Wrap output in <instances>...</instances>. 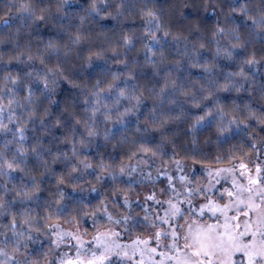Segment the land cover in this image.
<instances>
[{
	"label": "clouds",
	"instance_id": "obj_1",
	"mask_svg": "<svg viewBox=\"0 0 264 264\" xmlns=\"http://www.w3.org/2000/svg\"><path fill=\"white\" fill-rule=\"evenodd\" d=\"M152 5H156V18L142 14V9ZM189 6L209 13L210 22L203 18L190 21L183 12ZM165 29L167 37L163 36ZM153 33L159 34L156 41ZM237 40L257 54L255 62L244 65L248 79L232 78L234 87L224 92L232 93L231 98L212 88L213 95L204 99L209 78L223 80L233 71L235 56L242 51H233ZM160 45L166 54L163 58L153 57L158 70L153 71L145 62L147 47ZM170 56L175 58L170 60ZM205 61L210 65L207 72L198 66ZM169 69L184 91L170 85L161 101L153 85ZM192 69L202 71L194 77ZM128 73L135 78L130 79ZM13 76L17 77L15 84ZM253 79L264 80V0H0V124L5 126L0 129V158L6 154L20 165L10 174L6 168L0 169V204L11 202L30 212L29 223H21L17 216L13 228L5 222L6 213L0 207V264H58L65 252L71 250L74 254L71 238L66 236L56 246L52 243L54 229L47 227L48 213L55 214L58 191L65 193L63 206L70 212L59 221L61 227L86 240L97 226L124 232L140 225L151 231L155 206H149L145 213L146 202L134 185L143 189L149 183L145 179L147 172L158 181L165 160L166 171L175 173L172 160L180 159L188 175H194L193 157L212 159L219 155L227 161L250 150L251 155L245 156L249 163L256 160L257 151L264 161V136L253 131L259 125L248 115L249 107L257 113L264 112V95L248 93L247 84ZM44 80L48 88L41 91ZM97 80L101 85L112 82L125 87L127 95L121 97L115 88L110 92L105 89L104 98L97 104ZM24 87L31 88V97L22 91ZM133 96L140 98L139 103ZM215 99L226 106L225 124L235 115L239 125L234 124L232 131L219 136L217 109L213 108V116L204 123L197 124L192 119ZM93 107L98 109L95 118L91 114ZM181 110L185 115H180ZM106 113L110 118L105 119ZM74 117H79V124ZM17 126L24 128L26 140L18 139ZM89 127L94 135H88ZM117 132L122 135H115ZM81 136L87 143L77 145L79 158L90 157L92 167L77 164L73 173L68 165L76 163L77 157L69 152L67 161L63 157L54 160L53 154L68 149L65 137L78 140ZM139 136H148L157 145L156 155L142 157L137 153L131 160L124 159L125 175H120L118 163L107 172L98 171L97 162L117 160L114 154L118 150L127 157L136 149ZM40 139L43 143H37L36 153L29 150L20 155L18 144L28 147ZM250 140L255 141V146ZM45 161L53 172L44 167ZM57 164L65 172L59 184L53 167ZM133 166L135 172L131 171ZM73 175L74 185L70 183ZM35 182L40 183V189L34 198L22 200L15 196L16 191L23 192L25 186ZM107 182L110 185L105 187ZM126 183L132 187H126ZM73 186L76 191L69 192ZM93 187L95 192L91 191ZM42 192L48 196L42 198ZM92 193L102 198V203H93ZM81 200L84 204L79 203ZM87 222L91 228L85 232Z\"/></svg>",
	"mask_w": 264,
	"mask_h": 264
},
{
	"label": "snow or ice",
	"instance_id": "obj_2",
	"mask_svg": "<svg viewBox=\"0 0 264 264\" xmlns=\"http://www.w3.org/2000/svg\"><path fill=\"white\" fill-rule=\"evenodd\" d=\"M156 5H152L142 9V14L156 18L157 12L154 11ZM219 31H223L218 27ZM146 32L149 29H145ZM153 40L156 41L158 33H153ZM169 32L164 30L163 36L167 37ZM203 47V45H201ZM241 49L235 56V67L229 76L223 80L208 79L207 95L204 99H208L213 95L212 88L217 93L227 92L231 87H234L235 81L233 77H240L246 81L248 73H246L244 65H251L257 60L255 51H249L244 42L237 40L233 44V51ZM218 51H220L218 49ZM148 55L145 58L147 65L151 66L153 71H158L156 68L155 56L163 58L165 56V48L160 45L157 48L147 47ZM231 55V53H229ZM199 59V57H198ZM178 63V62H177ZM205 72L209 71L210 65L205 61L199 64ZM159 74V73H158ZM130 79L135 77L132 73H128ZM15 84L17 77H11ZM177 79L173 78L171 69L164 71L161 79L156 81L153 87L159 90L161 101L165 94L168 93L169 86L179 87L184 91L183 84L177 85ZM97 91L95 103H99L103 97L105 89L109 92L116 89L121 97L127 95L125 87H120L116 83L108 82L103 85L100 81H96ZM243 86V85H242ZM48 88L47 80H44L41 85V91ZM249 95L259 93L264 95V80L256 81L253 79L247 84ZM27 97L32 96L31 88L24 87L22 89ZM138 103L140 98L133 96ZM12 100L9 98V103ZM225 105L220 103L218 99L211 102L202 111L193 115L192 119L195 123H204L209 117L213 116V108L218 111L217 133L224 135L226 131H232V126L237 124L235 115H232L225 124ZM3 109L0 108V112ZM98 109H91L92 117L95 118ZM151 111H155L152 108ZM180 115H185L181 110ZM248 115L255 119L259 125L253 131L258 135L264 136V112L257 113L254 109L248 108ZM110 118V114H105V119ZM77 124L80 123L79 117H74ZM61 122L56 121L57 127H60ZM222 125V126H221ZM5 126L0 124V129ZM16 133L20 141L26 140L27 136L24 128L17 126ZM139 131V128L137 129ZM88 135H94V130L89 127ZM115 135L120 136L122 133L117 132ZM68 143V149L62 152L53 154L54 160H59L63 157L66 161L69 159V152L72 156L77 157V162L68 165L72 172L77 171V164L86 168L92 167V160L88 156L80 159V149L77 145L84 146L86 141L81 136L78 140L70 137H65ZM37 143H43V140H37L30 143L28 147L17 145L21 156L26 155L30 150L33 153L37 152ZM253 146L255 141L250 140ZM157 145L150 142L148 136L137 137L136 149L132 151L126 159L131 160L133 156L140 153L141 156L149 154H157ZM246 155H251V151H246L243 155L235 154L227 161L222 160L219 155L212 159H196L192 158V165H202L201 171L204 176H194L185 174L184 165L180 159L173 158L172 163L176 165L175 173L166 171L168 161H164L165 168L158 172V177H165L166 186L159 189L163 199L157 195L155 190L157 180L152 178L151 172H147L145 179L151 184V189L145 192L143 201L146 204L143 207L145 213L148 207L157 205L154 208L156 213L154 220L151 221V231L146 230L143 226L137 225L134 231L124 232L116 229H108L102 226H97L89 240H86L83 235L77 232L67 230L61 227L59 221L70 216L69 209L63 206V197L65 193L58 191L55 199L57 207L55 214L48 213V228L52 231V243L59 246L64 242L65 237H70L75 243V252L69 250L65 252L58 260V264H264V161L259 159V152H256V160L249 163L245 159ZM125 156L122 155L119 160H104L97 162V169L100 172H107L109 167L118 163V171L120 175L126 174V168L123 164ZM236 163L232 164L231 161ZM215 161V165L211 163ZM146 163V161H144ZM218 165V166H216ZM20 167L17 159L8 158L6 154L0 158V169L6 168L8 173H14ZM44 167L48 172H53L52 167H48L45 161ZM137 169L132 167L131 171ZM57 184L64 179L65 172H54ZM113 180L116 177L113 176ZM76 182V177H71L70 183L73 185ZM195 184V187H193ZM179 185V187H178ZM126 187L131 188V183H126ZM40 183L35 182L30 187L25 186L24 191H16L15 196L22 200L32 199L35 197V192L39 191ZM71 191H76L73 186ZM91 191L95 192L93 187ZM170 193V194H169ZM115 194V193H113ZM123 199V198H121ZM153 202L149 204L148 202ZM84 204V201H79ZM97 205L102 203V198L96 201ZM6 213L4 218H7V223L15 228L17 224V216L20 217L21 223H29L30 212L24 207H15L11 202L0 204ZM47 211V209H45ZM106 212V209H105ZM163 213L162 215L160 213ZM96 215L95 211L92 213ZM111 219L110 216L107 217ZM72 220L79 224L76 217ZM127 222L128 217H124ZM144 220L148 221V216L145 215ZM159 222L158 224L156 222ZM67 223L68 221L65 220ZM119 223V221H117ZM85 232L89 229L85 228ZM133 233H135L133 237ZM127 235L129 239L126 241L122 236Z\"/></svg>",
	"mask_w": 264,
	"mask_h": 264
},
{
	"label": "trees",
	"instance_id": "obj_3",
	"mask_svg": "<svg viewBox=\"0 0 264 264\" xmlns=\"http://www.w3.org/2000/svg\"><path fill=\"white\" fill-rule=\"evenodd\" d=\"M83 2L86 3L87 0H83ZM183 12H184V14L188 17V19H189L190 21H195V20H197L198 18H203L204 21H205L206 23L210 22L209 19H208L209 16H210V14L207 13V12H204L202 9L199 10V11H196V10L193 9L191 6H189V7L184 8V9H183ZM214 19H215V18L213 17L212 20H214ZM174 58H175L174 56H170V57H169L170 60H171V59H174ZM233 70H234V68H233ZM147 71L150 73L151 70L148 69ZM191 71H192V73H193V76L195 77V76H197V74H199L202 70H200V69H192ZM65 87H67V85H65ZM222 95H227V96H229V97L231 98V96H232L233 94H232V93H222ZM66 147H68V146H66ZM122 155H123V154H122L119 150L114 154V156H115V158H116L117 160H119V159L121 158ZM106 159H107V157H106ZM125 159H126V157H125ZM211 163H213V164L215 165V161H211ZM199 165H200V164H199ZM216 166H218V165H216ZM53 167L56 169L57 172L63 170V166H62L61 164L54 165ZM45 183H47V181H45ZM109 185H110V182L107 184L106 187H108ZM40 195H41L42 198H46V197L48 196V193H47V192H42ZM97 200H99V199H92V202L95 203ZM16 207H20V206L17 205ZM4 220H5V222H7V218H4ZM85 227H86V226H85ZM86 228H88V227H86Z\"/></svg>",
	"mask_w": 264,
	"mask_h": 264
},
{
	"label": "rangeland",
	"instance_id": "obj_4",
	"mask_svg": "<svg viewBox=\"0 0 264 264\" xmlns=\"http://www.w3.org/2000/svg\"><path fill=\"white\" fill-rule=\"evenodd\" d=\"M201 168H202V165L197 164V165L195 166V169H194V176H204V175H205V174L201 171ZM108 183H109V182H107V183L105 184V187L107 186ZM165 186H166V180H165V177H162V176L159 177V178H158V181H157V184H156V188H155V190L158 192L159 188H163V187H165ZM134 187L136 188V191H137V192H140V193H141V200H143V197H144L146 191L152 190V189H151V186H150V184H149L148 182L145 183V186H144L143 189H141V187H140L139 185H134ZM68 191L71 192V189H68ZM169 194H170V193H169ZM159 196H160L161 199L164 198L161 194H159ZM99 198H100V197H99L97 194H95V193H92V194H91V200H92V199H99ZM148 203H149V204H152L153 202L149 201ZM154 206H155V207H158L157 205H154ZM160 214L162 215L163 213L161 212ZM85 226L88 227V228L90 229V228H91V223H90V222H87V223H85ZM132 235H133V237H134L135 233H133ZM121 238L124 239V240H126V241L129 239V237H128L127 235L122 236Z\"/></svg>",
	"mask_w": 264,
	"mask_h": 264
}]
</instances>
